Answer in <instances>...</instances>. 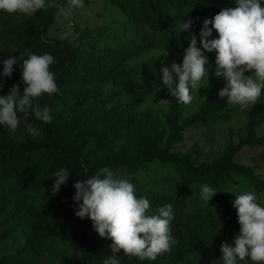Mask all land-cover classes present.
<instances>
[{"label": "rangeland", "instance_id": "374dc122", "mask_svg": "<svg viewBox=\"0 0 264 264\" xmlns=\"http://www.w3.org/2000/svg\"><path fill=\"white\" fill-rule=\"evenodd\" d=\"M227 1L230 2L231 8L236 7L235 0ZM83 2V8L69 10L67 5L64 7L65 15L58 12L54 24L42 30L40 42L54 44L57 41H66L72 47H77L81 44L83 34L99 35L101 31L110 28L118 34L109 42L111 49L123 56L122 66H140V74L132 94H127L112 83L106 84L109 92L114 90L111 92L116 108L113 113L101 109L97 116H91L84 111L87 104L83 103L76 109L75 114L67 116L73 131L64 137L63 143L84 148L82 167L85 176L82 180L91 178L107 164L114 163L115 169L108 168L113 172L114 178L128 180L134 185L138 198L145 197L149 200L150 208L147 214H158L159 208L165 205H174L181 211L178 214L172 212L174 218L170 223V230L175 243L171 250H179L185 243H189L191 233L208 241L202 251L192 253L184 262L172 264H223L221 244L227 242L232 245L240 230L237 209L233 207L235 196L254 192L257 202L264 206V191L259 192L250 178L237 173L223 191H218L207 184L206 178L194 171L189 183L190 191L182 192L179 187L181 170L172 161H144L138 158L133 160L135 170L129 169L124 157L128 147L126 143L145 133L157 131L162 135L159 147L173 154L175 158L195 168L212 164L222 157L227 148L238 146L247 136L246 113L255 105H249L243 111L239 105H231L234 112L222 122L208 120L191 124L190 114L199 110L210 93L211 52L204 53L208 58V78L205 77L200 82L199 89H191V103H179L162 84L160 69L165 65L170 66L173 62L182 63L184 53L175 48L165 50L156 44L151 48L142 49L143 38L150 36L147 26L141 27L138 22L129 19L121 10L105 0ZM32 17L33 15H20L19 18L15 16L13 24L21 26ZM65 33L70 35L64 37ZM11 39L10 33L2 34L0 74L3 72V61L10 56L19 57L23 54L25 59L28 58V50L20 46L16 51L11 45ZM89 54L95 53L91 51ZM153 59H158L159 65L144 66ZM87 66L82 68L88 71L95 68ZM13 69L11 77L0 76V82L4 85L0 95H6L13 85H19L20 91L23 92L21 64L18 62ZM90 77L96 78L97 74L93 71L88 74L79 72L69 76L65 86L84 87ZM153 81L161 86L159 92H155ZM225 86L226 84L220 90ZM143 89L149 92L146 96H143ZM134 95L140 97V101L130 105L129 98ZM224 99L227 100V97ZM161 100L168 101L160 103ZM35 103H39L41 107L47 106L41 97L34 100ZM62 107V104L57 106L56 116ZM81 112L87 121L81 120ZM29 125L34 126L39 135H32L28 131ZM45 133L46 123L36 119L33 114L25 120L21 113L20 124L15 131L0 125V147L12 150L9 156H1L3 170L0 172V259L7 258V264H84V252L75 238L80 231V218L74 211V184L67 181L61 186L59 193L53 195L54 173L39 171L33 165L34 160H49L52 155L49 148H32L33 143L43 139ZM257 133L259 137H264V124L257 129ZM17 150L22 151L27 158L29 174L23 179L15 176L11 170L19 159ZM235 160L251 167L255 175L264 180V146L244 147L237 152ZM202 185H208L217 192L209 202L201 199ZM223 194L227 195L229 206ZM91 229L99 236L93 225ZM111 244L110 239L102 238L100 253L112 256ZM116 255L119 260L138 259L124 255L122 250ZM245 264H248L247 260Z\"/></svg>", "mask_w": 264, "mask_h": 264}, {"label": "clouds", "instance_id": "9594fccd", "mask_svg": "<svg viewBox=\"0 0 264 264\" xmlns=\"http://www.w3.org/2000/svg\"><path fill=\"white\" fill-rule=\"evenodd\" d=\"M69 10L83 8V0H67ZM236 7L224 8L212 19H205L200 31V45L195 34L190 35V43L184 49L182 65L173 62L162 66V84L168 93L179 103L189 104L193 100L191 89H199L200 82L208 78V58L206 52L215 51V76L227 82L218 95L227 97L228 105H239L241 111L254 106L264 90V0H235ZM56 7L61 15L64 8L55 0H0V11L6 14L32 16L38 10ZM193 21L184 19L177 26L180 32H187ZM211 25V27H209ZM213 30L218 38L209 39ZM70 33H65L67 37ZM203 49V50H202ZM21 64L23 92L19 85H13L6 95H0V125L9 130H17L20 114L28 119L33 114L44 123H51V109L41 107L34 100L44 94L58 92L55 73L50 66L55 62L51 54L30 53L25 59L10 56L3 61L2 77H11L13 66ZM250 72V75L245 73ZM155 92L161 86L152 82ZM4 87L0 82V90ZM153 95L155 93H152ZM161 100L160 103H167ZM32 135L38 130L28 126ZM19 139V138H17ZM70 176L69 170L61 168L52 177V194L55 195L65 185ZM103 177V178H102ZM76 203L75 215L92 221L93 229L101 238L112 241L113 255L104 264H119L117 253L137 257L139 260L153 261L157 256L171 251L175 243L171 235L170 223L173 220L172 206L160 207L158 214L149 215V200L137 197L134 185L126 179L114 178L108 168H102L91 178L79 180L74 185ZM217 192L208 185L201 186V199L210 201ZM233 207L237 209L239 234L233 244L222 242L220 251L223 264H245L250 259L253 264H264V206L257 202L254 192L235 196Z\"/></svg>", "mask_w": 264, "mask_h": 264}, {"label": "trees", "instance_id": "16d2710c", "mask_svg": "<svg viewBox=\"0 0 264 264\" xmlns=\"http://www.w3.org/2000/svg\"><path fill=\"white\" fill-rule=\"evenodd\" d=\"M119 10L131 20L138 22L141 27L147 26L150 32L149 37L143 38L142 49L151 48L152 45H158L165 50L178 49L184 53V49L189 46L190 35L195 34L197 46H200V31L205 19H212L224 8H231L227 0H105ZM55 3L63 8L68 5L67 0H55ZM59 9L56 7L38 10L33 17L21 26L13 24L15 14H6L0 11V44L2 34L7 32L12 35L11 45L17 51L20 46L30 53L42 55L51 54L55 62L50 66V70L55 73V82L58 86V92L49 96L44 94L41 100L51 109V123H46V133L43 139L33 143L32 148H49L52 155L49 160H34L33 165L39 171L55 173L61 168H66L70 172L68 182L75 184L85 176L82 167L84 163V148L72 144L65 145L64 137L73 131V126L67 121V116L76 113L79 106L85 105L84 111L91 116H97L101 109L105 112L113 113L116 108L111 98V92L107 90L106 84L121 88L127 94L135 91V82L140 74V66L126 68L122 66L123 56L118 51H113L110 46V40L118 36L113 29H105L98 35L83 34L81 44L72 47L66 41H57L54 44L40 42L42 30H46L55 22ZM191 19L192 26L187 32H180L177 26L183 20ZM211 27V25H209ZM103 36V37H102ZM102 37V38H101ZM218 38V33L213 30L209 39ZM154 43V44H153ZM99 46V48H97ZM92 53L95 54H89ZM138 53V52H136ZM212 63L210 69V93L206 100L201 104L197 112L191 113L189 121L196 124L211 120L212 122H222L226 120L233 112L234 108L227 104V100L217 97V92L227 82L224 78L215 76V51L211 52ZM133 55V54H132ZM129 57V56H128ZM158 59H153L145 64V67L159 65ZM152 64V65H151ZM181 64L182 63H177ZM95 67L91 71L97 74L96 78L90 77L86 86L75 88L66 85L69 76L91 71L82 68V66ZM104 78V79H103ZM149 92L143 89V96ZM130 105L140 101V97L131 96ZM62 104L58 116L55 115L56 108ZM125 106V105H124ZM125 111H123V114ZM81 120H85L84 113L81 112ZM87 121V120H85ZM247 136L236 147L227 148L222 157L212 164H204L195 168L183 160L175 158L159 147V140L162 135L157 131L145 133L137 137L132 142H127L128 147L125 150L127 167L135 170L134 159L141 158L144 161H154L156 159L174 162L181 170V180L179 187L182 192H189V183L193 177L194 171L207 180V184L223 191L233 179L235 173L246 178H250L259 192L264 191V180L255 175L253 169L245 166L235 160L237 152L244 147L256 148L264 146V137H259L257 129L264 124V90L255 106L247 111ZM12 150H4L0 147V172L3 170L1 156H9ZM19 159L11 168L12 173L20 179L28 177L27 158L22 151L17 150ZM30 160L31 158L28 157ZM105 167L115 169L114 163L107 164ZM225 202L229 206V200L226 194ZM172 212L181 213L180 210L172 205ZM92 221L88 218L80 219V231L75 236L84 252V264H104V260L110 256H104L100 253V244L102 238L92 231ZM208 241L198 238L196 234H190V242L185 243L179 250H171L168 253L157 256L153 261L139 259L119 260V264H172L174 262H184L185 259L197 251L206 248ZM8 259H0V264H7ZM248 264H253L247 259Z\"/></svg>", "mask_w": 264, "mask_h": 264}]
</instances>
